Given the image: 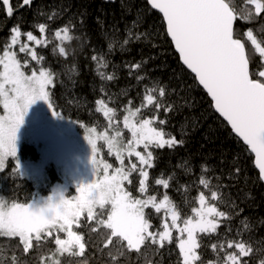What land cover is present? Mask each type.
<instances>
[{"label": "trees", "instance_id": "1", "mask_svg": "<svg viewBox=\"0 0 264 264\" xmlns=\"http://www.w3.org/2000/svg\"><path fill=\"white\" fill-rule=\"evenodd\" d=\"M10 3L12 16L7 15L0 0V53L11 43L14 27H19L23 36L28 31L40 36L38 26L46 25L48 43L36 48L38 56L44 59L33 61L28 54L20 52L18 56L22 62L29 61L32 68L26 69L28 72L44 68L53 74L49 99L62 118L86 129L104 131L109 128V120L98 110L99 100L104 101L106 109L113 110L109 115L118 122L130 109L137 108H140L137 117L141 120L153 115L150 107L141 106L145 86L165 90L173 111L165 116L161 109L159 116L167 123L160 125L157 121L155 126L183 140V144L162 149L152 146L155 166L148 170L147 192L142 195L138 190L141 179L138 171L132 173V182L126 184L127 191L135 198L155 195L158 200L167 194L179 210L181 220L194 215L199 195L205 194L208 202L230 218H222L215 232L198 235L201 244L198 264H222L221 257L225 253L213 251L212 244L219 246L227 241L246 242L251 246L252 253L242 257V264H260L264 260V182L259 178L254 155L219 117L208 94L181 63L166 33L163 17L151 8L148 0H32L31 6L24 7H20L21 0H10ZM232 3L238 11L254 9L246 0H232ZM262 25L264 12L252 21L238 19L235 23L241 36L252 28L259 37ZM64 27L71 37L62 43L67 56L59 53L60 41L54 35L56 29ZM129 31L131 39L121 47ZM112 41L116 43L109 49ZM98 53L104 55L107 68L98 70L91 59ZM260 60L258 54L253 53V70L261 67ZM136 62H140L141 67L130 76L127 65ZM100 71L114 74L116 78L112 81L102 79ZM35 152V146L24 143L20 147V159L34 161ZM16 166L17 161L10 158L0 171V202L7 206L29 204L37 191L46 196L51 187L61 181V173L54 165L46 168L41 184L29 179ZM237 167L239 174L235 173ZM169 177L166 190L155 183L157 179ZM201 177L209 179V187L221 193L217 200L210 199L209 189L199 183ZM109 208L110 205L104 210L98 207L95 212L105 214L91 222L85 215L81 218V226L74 228L83 236V254L74 255L76 250L60 253L56 250L55 237L47 236L40 241L33 240V247L25 254L19 237L0 234V264H182L176 238L165 242L163 247L146 242L140 252L121 247L117 238H112L113 243L104 247L109 230L99 225L98 220L106 219ZM145 212L153 228L161 231L163 212L157 214L151 208Z\"/></svg>", "mask_w": 264, "mask_h": 264}, {"label": "snow or ice", "instance_id": "2", "mask_svg": "<svg viewBox=\"0 0 264 264\" xmlns=\"http://www.w3.org/2000/svg\"><path fill=\"white\" fill-rule=\"evenodd\" d=\"M151 8L162 13L163 21L166 24V33L174 43L183 64L195 74L199 84L206 89L214 102L215 111L220 114L231 126L232 131L248 146L255 154V167L259 170V178L264 180V25L261 26L258 37L254 30L249 28L241 36L235 26L236 21H252L264 12V0H246L254 9L241 8L233 5L232 0H148ZM6 7L7 15H13V7L10 0H2ZM32 0H21L20 7L31 6ZM51 19V17H49ZM40 34H46V25L41 23L38 26ZM10 37L11 43L7 45L0 58V101L8 116L0 118V171L4 170L5 158L17 156V133L24 122V117L37 100L49 103V108L54 116H60L53 105L49 102V91L46 89L53 83V74L41 68L39 72L33 70L31 75L21 71V63L17 60V52L12 50L20 43L21 31L14 27ZM63 32V35H62ZM55 37L61 42L71 39L68 35V28L56 29ZM132 33L123 41V45L129 43ZM27 42H34L36 46H46L48 40L46 35L38 38L32 31L26 33ZM23 43L19 47L20 53L31 56L33 61H41L43 56H38L34 47L29 43ZM116 41L108 45L112 48ZM250 45V46H249ZM59 53L67 56L65 47H59ZM253 53L261 58L259 69L253 70ZM96 62L98 70L107 68L108 62L104 55L95 54L91 57ZM25 66L27 61L24 62ZM129 75H133L136 69L141 67L140 62L128 64ZM102 79L114 80V74H107L100 71ZM143 79V77H137ZM146 87V93L142 101V107L151 108L153 115L130 122L128 117L124 119V127L131 132L132 139L127 142L126 150L128 157L135 156L136 162L129 161L130 169L125 170L123 151L115 137L108 140L109 148L115 149L117 159L122 167L117 168L113 175H108L109 164L104 165L105 174L102 179L94 180L92 183L77 188L78 195L71 199L61 198L58 204H53L49 199L47 207L39 211L33 210V205L23 203H12L6 206L0 202V234L9 237H19L25 254L33 247V237L36 241L44 236L51 237L53 231L66 233L67 238L62 239L56 236L54 243L60 253L73 251L78 248L74 255L83 254L85 244L83 236L72 230L73 224L81 226V217L87 214L86 219L91 222L99 215L95 209L99 207L110 208L106 212V219H99L98 224L109 230V238L104 247L113 243L112 238H117L121 247L129 251L140 252L146 242L158 244L171 242L172 231L179 233V251L182 256V264H197L201 260L197 249L201 246L197 233L215 232L219 227V220L209 217L230 218L227 213L218 210L216 205L207 203V197L199 195L200 207L194 208V217L181 220V214L167 194L162 199L155 195H148L146 198H135L132 193L126 191L123 182L129 180L131 172L138 171L139 191L143 195L148 190L147 181L149 172L147 169L154 167L153 153L150 146L156 148H173L177 144H183V140H177L169 135L163 128H157L156 122L160 125L167 123L161 119V109L165 116L173 111V104L166 99V92L163 88ZM103 91V88H102ZM100 109L106 117L112 109H106L104 101H98ZM131 103V101H129ZM106 109V110H105ZM140 112L137 108L135 115ZM94 131V130H93ZM121 133L116 132L119 137ZM92 152H96V143L88 139ZM143 145L145 152L142 154L136 148ZM95 165V159L92 161ZM18 168V164L16 166ZM235 173H240V168H235ZM168 179H157L155 183L162 185L166 190L169 188ZM199 183L208 188L211 200H217L221 193L210 188V180L200 178ZM151 208L155 213L163 212L162 231L153 228L150 216L145 210ZM170 216V222H169ZM182 223V226H181ZM247 227V226H246ZM97 231L96 228L92 229ZM215 252L223 251L222 264H242V257L252 253V248L246 242L227 241L212 244ZM228 249H236L229 252ZM123 253H121L122 255ZM116 259V257H113ZM211 264V262H210ZM247 264V262H243ZM264 264V260L260 261Z\"/></svg>", "mask_w": 264, "mask_h": 264}, {"label": "rangeland", "instance_id": "3", "mask_svg": "<svg viewBox=\"0 0 264 264\" xmlns=\"http://www.w3.org/2000/svg\"><path fill=\"white\" fill-rule=\"evenodd\" d=\"M42 35L45 34H41L40 36L36 35V36L40 38ZM68 35H69V31H68ZM25 42H27L26 35L23 36L21 33L20 43L15 45L12 50L17 52V60L20 61L22 65L21 71H23L26 75H31V72L34 69L30 70L29 72L26 70L32 68L29 65V61H27V65L25 66L24 63L25 60L22 62L21 61L22 58L18 56L19 54L18 49L21 46V44ZM27 43H29L30 47H34L35 50L38 47L34 44V42H27ZM62 45L60 42L59 47ZM2 54L3 53H0V58H2ZM29 57L31 58L30 55ZM2 70H3L2 66H0V71ZM52 85L53 83L49 85L46 90L49 91ZM102 112L104 113L103 110ZM133 112H135V110L130 109V111L126 113V115L124 116L121 122L114 120L109 115L107 117L109 120V128L104 131H98L96 129L83 128L82 125H79L68 119H64L61 116H54L53 112L49 108V103L43 100H37L32 106H30L28 112L24 117L23 125L21 126V128L18 130L17 133V156L14 159L17 161L18 169L23 174L28 176L29 179L40 182V184L43 183L45 180L46 168L48 166L51 165L56 166V168L61 173V177H60L61 181L56 182L54 186L51 187V192L48 195L44 196L39 191H37L34 200L29 203L34 206L33 210L39 211L40 209L46 208L49 199H51V202L53 204H58L61 198L71 199L74 196L78 195L77 188L79 186L81 185L86 186L92 183L94 180H100L103 178L105 174L104 171L105 164L111 165V167L108 169V175H113L117 168L122 167L119 160L117 159L116 150L109 148L108 140L112 139L113 137H115L116 141L119 142V147L124 149L123 167L125 168V170L127 171L130 169V163H129L130 160L132 162H136L139 168L140 165L137 158L135 156L128 157L126 150L127 142L132 139V136L129 129L124 127V119L125 117H128L130 122H136L140 120L137 117V113L135 115L130 114ZM7 116L8 113L3 108L2 101H0V118ZM117 131L121 133L119 137L115 136ZM125 133H127V136H125ZM88 139H92L96 143L95 154H93L92 152V147L88 143ZM24 143H28L30 145L35 146L36 159L34 161L31 159H25V160L20 159V155H19L20 147ZM151 147L152 146H150V148ZM136 150L140 151L142 154L145 152L143 145L137 147ZM149 150L151 151V149ZM10 158L13 157L5 158L4 166L7 160ZM65 158L68 159V162L70 164L66 162ZM93 159H95V165H93L92 163ZM144 167L146 168L147 171L149 170L147 169V166ZM133 172H131V175ZM131 175L129 176V180L131 179ZM127 183L128 181L123 182V187L126 191H127V187H126ZM207 203L212 204L208 202V200ZM198 207H200L199 202L197 208ZM85 215L87 214L86 213L83 214L82 217ZM192 217H194V215ZM209 218L214 220H219V225L221 224L222 218H217V217H209ZM169 222H170V216H169ZM75 227L76 224H73L72 230L74 232H76V230L74 229ZM199 234L200 233L196 234L197 238ZM57 235L62 239L67 238L66 233L63 232L57 233L55 231H53L51 237L56 238ZM42 237H44L43 234ZM172 237L176 238L177 244H179V239L186 238V234L184 237H180L179 233L173 230ZM33 240H35L34 237ZM74 250L78 252V248Z\"/></svg>", "mask_w": 264, "mask_h": 264}, {"label": "water", "instance_id": "4", "mask_svg": "<svg viewBox=\"0 0 264 264\" xmlns=\"http://www.w3.org/2000/svg\"><path fill=\"white\" fill-rule=\"evenodd\" d=\"M105 1H107V2H113L114 0H105ZM150 5V4H149ZM155 11H157V12H159L157 9H154ZM160 13V12H159ZM160 15L162 16V13H160ZM163 17V16H162ZM166 25V24H165ZM170 38V37H169ZM170 40H171V38H170ZM173 43V42H172ZM173 46H174V43H173ZM174 48H175V46H174ZM176 50V49H175ZM177 52V51H176ZM178 53V52H177ZM178 55H179V53H178ZM180 60H181V58H180ZM181 63L183 64V61L181 60ZM184 65V64H183ZM184 67L186 68V69H188L187 68V66L186 65H184ZM190 72H191V70L190 69H188ZM192 73V72H191ZM192 75L193 76H195V74L194 73H192ZM197 80V79H196ZM197 82H198V80H197ZM199 83V82H198ZM200 85V84H199ZM201 86V88L202 89H204L203 88V86L202 85H200ZM204 91L207 93V91H206V89H204ZM208 94V93H207ZM208 96H209V98H210V100L212 101V99H211V96L208 94ZM213 102V101H212ZM213 106H214V102H213ZM215 109V108H214ZM218 115H219V117H221L225 122H226V124H228V122L222 117V116H220V114L218 113V112H216ZM228 127H230V129H231V126L228 124ZM232 130V129H231ZM234 133V132H233ZM235 134V133H234ZM236 135V134H235ZM237 136V135H236ZM238 137V136H237ZM239 138V137H238ZM240 139V138H239ZM241 140V139H240ZM242 141V140H241ZM243 142V141H242ZM244 143V142H243ZM253 155H254V158H255V154L254 153H252ZM259 171V170H258ZM263 182H264V180H263Z\"/></svg>", "mask_w": 264, "mask_h": 264}, {"label": "flooded vegetation", "instance_id": "5", "mask_svg": "<svg viewBox=\"0 0 264 264\" xmlns=\"http://www.w3.org/2000/svg\"><path fill=\"white\" fill-rule=\"evenodd\" d=\"M65 160H66V162H67L68 164H70V163L68 162V159H67V158H65Z\"/></svg>", "mask_w": 264, "mask_h": 264}]
</instances>
